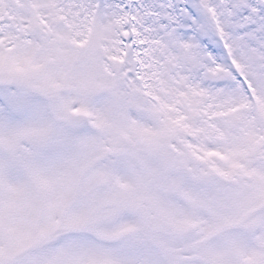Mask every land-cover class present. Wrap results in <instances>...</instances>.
<instances>
[{
    "label": "snow or ice",
    "instance_id": "1",
    "mask_svg": "<svg viewBox=\"0 0 264 264\" xmlns=\"http://www.w3.org/2000/svg\"><path fill=\"white\" fill-rule=\"evenodd\" d=\"M0 264H264V0H0Z\"/></svg>",
    "mask_w": 264,
    "mask_h": 264
}]
</instances>
